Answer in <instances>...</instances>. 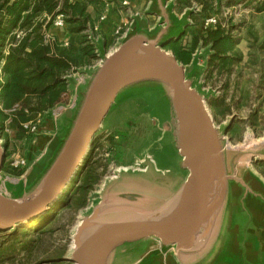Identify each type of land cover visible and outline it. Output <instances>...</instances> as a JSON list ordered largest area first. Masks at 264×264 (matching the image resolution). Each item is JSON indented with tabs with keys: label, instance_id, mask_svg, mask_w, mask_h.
I'll list each match as a JSON object with an SVG mask.
<instances>
[{
	"label": "rangeland",
	"instance_id": "obj_1",
	"mask_svg": "<svg viewBox=\"0 0 264 264\" xmlns=\"http://www.w3.org/2000/svg\"><path fill=\"white\" fill-rule=\"evenodd\" d=\"M167 1L172 4L173 13L177 15L172 17L173 24L177 28L172 30L171 37L164 42L165 50L168 43L178 40L189 29L198 34L205 17L196 0ZM213 1L216 3V0ZM225 1L222 0V2ZM58 10H61L60 7L56 8L53 15H50L51 20L59 13ZM118 11L122 12L121 8ZM104 12V6L89 8V14L95 22L98 20L96 18L98 14L100 16ZM114 12H116L115 7L108 9L107 21ZM123 12L126 14L125 11ZM145 13L142 10L139 11L138 17L146 16ZM208 14L215 15L219 24L228 30L230 36L237 42L235 52L227 55L229 59H233L232 65L221 67L216 64V69H209L207 61L211 52L208 47L200 44L193 54L191 65L185 66V74L204 97L205 105L220 133L227 174L232 177L229 181L228 206H235L239 195L241 205L244 206L247 197L257 196L259 195L257 191H264V45L262 46L264 16L251 15V11L242 5L228 7L223 4L217 7L216 11L208 12ZM178 16L180 19L175 20ZM42 18L43 15L39 20L41 21ZM116 18L118 20L110 24L111 30L116 25H120L123 17ZM44 22L45 19L42 22L43 25ZM49 24L50 27L45 26L44 30L50 32L53 38L54 31L61 29L52 28L51 23ZM65 24L62 30L72 35L69 33V25ZM13 33L14 31L5 44L4 56L8 54L10 45L14 46L27 34L22 39H15ZM198 37L200 39V36ZM12 38L16 42H12ZM114 39L115 37L112 39V36L110 39V35L108 40L102 37L97 44L99 52L106 53L117 47L121 40L117 43ZM66 48H69V45ZM166 51L172 53L169 50ZM95 62L96 56L87 63L88 65L69 71L66 76L65 90L67 91L69 85L73 83V78L90 76L93 70L87 67ZM1 66L2 63H0ZM63 101L62 99L61 103ZM168 103L164 89L155 83H144L122 91L104 119L102 128L95 136L81 167L57 202L43 215L42 218L52 217L53 221L37 248L28 256L24 254L19 256L18 252L15 253L12 249L10 253L18 255L17 259L4 264H50L49 262L53 259L58 261L67 258L71 252L72 236L81 220L89 216L98 206L109 205L103 204L104 200H109L111 195L128 189L131 180H144L141 186L145 191H152L149 193L162 203L168 200L186 176V172L180 169V158L175 151L172 134L163 129L164 124L171 123ZM56 107L53 109L55 110ZM20 109L15 106L3 112L12 114ZM53 109L40 113L39 126L52 116ZM37 115L31 120L21 122L20 126L34 121ZM72 120L73 117L68 122L64 133L59 136L54 152L51 153L49 150L28 177L26 176L28 168L41 157L40 150L35 151L33 147L39 131L35 134L28 133L21 126L22 133L19 128H11L9 121H4L3 126L0 125V141L5 148V164L7 163L1 173L2 183L8 191H12L13 197L26 196L33 190L40 175L55 156ZM59 123L60 128L63 127V119ZM15 154L27 160V167L23 170L9 171L7 158ZM43 164L44 168L39 173L38 170ZM124 170H128L127 173H124ZM89 171L96 179L83 189V178ZM117 172L121 173L117 174ZM5 176L8 177L7 180L4 179ZM162 203L156 201L150 204V208L154 209ZM226 212L227 209L221 221V230ZM4 236L0 235V244H4L3 248L11 245ZM154 244V241H146L136 246L125 245L116 251L111 264H131ZM58 253L62 254L59 258ZM156 253L158 252H153L151 256L161 254V252ZM162 253L173 258L177 264L171 249L163 250ZM166 264L170 262L167 261Z\"/></svg>",
	"mask_w": 264,
	"mask_h": 264
},
{
	"label": "water",
	"instance_id": "obj_2",
	"mask_svg": "<svg viewBox=\"0 0 264 264\" xmlns=\"http://www.w3.org/2000/svg\"><path fill=\"white\" fill-rule=\"evenodd\" d=\"M151 4L156 5L158 29L148 35L132 28L112 51L101 52V63L90 74L66 136L26 196L13 197L2 183L5 148L0 141V233L28 227L45 215L86 159L118 95L136 85L155 83L168 97L171 123L163 129L172 134L185 179L163 203L142 188L144 180H131L128 189L107 199L111 203L104 200L109 205L98 206L81 220L72 236L70 255L59 261L111 264L119 248L146 241L155 244L131 264L166 249L173 251L177 264H199L212 251L221 232L232 177L227 174L220 133L204 97L186 77L185 66L163 47L177 28L172 8L167 0H151ZM156 201L162 204L151 209Z\"/></svg>",
	"mask_w": 264,
	"mask_h": 264
},
{
	"label": "trees",
	"instance_id": "obj_3",
	"mask_svg": "<svg viewBox=\"0 0 264 264\" xmlns=\"http://www.w3.org/2000/svg\"><path fill=\"white\" fill-rule=\"evenodd\" d=\"M196 1L205 16L209 15L208 12L216 11L222 4L228 7L242 5L251 11V15L264 16V0H216V3L213 0ZM103 6L101 0H84L74 4H69L66 0H0L1 126L4 121H9L11 128L21 130V122L31 120L36 114L49 111L61 103L66 92L67 73L90 63L96 56L93 46L86 41L82 32L87 29L86 26L95 22L89 14V8ZM59 7L61 10L58 12L66 17L65 21L70 27L69 33L75 36L77 49L74 52L64 47L55 37L48 44L43 40V23L39 18L44 14L53 15ZM96 18H99V14ZM16 29L25 30L27 34L14 46L10 45L8 54L4 56L5 44ZM11 41L16 42L13 38ZM200 44L208 47L211 52L207 61L209 69H216V64L221 67L232 65L233 59H229L227 55L235 52L237 42L221 24L208 31H203L200 27L198 34L189 29L181 38L168 43L166 50L171 51L179 63L188 66ZM15 106L21 109L12 114L3 112ZM95 179L96 177L91 176V171L87 172L83 178V189ZM42 217L44 216L34 220L28 227L18 228L10 234L0 233L11 242L5 248L4 244H0V264L11 262L21 254L28 256L37 248L53 221L52 217ZM12 249L18 255L10 253ZM59 256L62 254L58 253V258ZM59 260L53 259L49 263L70 264Z\"/></svg>",
	"mask_w": 264,
	"mask_h": 264
},
{
	"label": "crops",
	"instance_id": "obj_4",
	"mask_svg": "<svg viewBox=\"0 0 264 264\" xmlns=\"http://www.w3.org/2000/svg\"><path fill=\"white\" fill-rule=\"evenodd\" d=\"M81 0L80 2H83ZM105 6L114 8L116 12L112 14L109 21L102 24V37L108 40L109 35L111 39V27L110 24H114L116 17H123L120 21L130 15L129 11L138 13L139 11L146 12V16L142 15L136 18L133 22V28L135 31L145 32L148 35H152L159 27V19L154 14L156 11V3L151 4V0H128L129 7H122L118 1L115 0H101ZM167 6L172 9V4L167 1ZM122 10L118 11V9ZM126 14H124V12ZM172 17H176L173 13ZM180 17L175 20H179ZM118 20V19H117ZM151 20V21H150ZM111 30V31H110ZM54 37L59 42L68 43L69 49L73 52L77 49L75 43V36L61 30L54 31ZM110 41V40H109ZM108 43V42H107ZM193 61V60H192ZM191 65V64H190ZM90 76L84 75L78 78H73V83L69 85L67 90L68 101L66 103H60L55 110L51 112V117L46 120L39 127V134L34 144V150H40L41 157L37 162H33L26 172V176H30L33 169L37 167L40 159L45 157L47 152H54V149L58 145L59 136L64 133L68 122L74 117L80 95L84 92ZM71 86V87H70ZM169 115V114H168ZM60 118V119H59ZM63 119V127L60 128L59 121ZM58 121V124H57ZM51 155V154H50ZM44 168V164L39 173ZM3 179V177H2ZM4 179H8L7 176ZM258 196H249L245 201V205H241V197L239 195L235 206H228L225 216V222L222 226L220 235L212 248V251L207 255L199 264H264V191H257ZM159 253V252H158ZM156 253V254H158ZM155 254V255H156ZM161 253L159 256L148 255L140 264H166L167 261L170 264H176L173 258Z\"/></svg>",
	"mask_w": 264,
	"mask_h": 264
},
{
	"label": "built area",
	"instance_id": "obj_5",
	"mask_svg": "<svg viewBox=\"0 0 264 264\" xmlns=\"http://www.w3.org/2000/svg\"><path fill=\"white\" fill-rule=\"evenodd\" d=\"M69 4H74V3H79L81 0H66ZM118 1L122 7L128 8L129 7V2L128 0H115ZM108 6H105V12L102 13L98 20L96 22H94L92 25H89L88 28L84 31V35L86 38V41L93 46L94 48V54L96 55V62L87 67L88 69H92L94 70L100 63H101V53L99 52V49L97 47V44L99 43V41L102 38V24L107 22L108 19ZM130 15L128 16V19H126V21H122L120 22V25H116L113 29H112V39L115 37V42H119L120 40H122L126 34L132 30L133 28V22L134 20L138 17V13L134 12V11H129ZM44 22L43 25V40L45 42V44H48L49 42H51L53 40L50 32H47L44 30L45 26L47 27L49 25V23H51L52 28L55 29H62L65 27V16L61 13H58L57 15H55L53 17V19L51 20L50 16L47 15H43V18L41 20V22ZM219 24L218 22V18L215 15H207L203 18L202 22H201V30L203 31H208L211 30L213 28H215L217 25ZM26 34L25 30L22 31H14L13 35H15V39H22ZM111 42V40L109 41ZM108 42V43H109ZM62 43V42H61ZM62 45L64 47H68L67 43H62ZM113 49H110L109 51H105L106 54H108L110 51H112ZM67 91L63 94L62 99L64 100L63 102H65L66 100H68V96H67ZM69 101V100H68ZM66 101V103L68 102ZM62 102V103H63ZM40 114L37 115V119H35L34 121H29L26 122L24 124H22V128L28 132V133H38L39 131V125H40ZM7 162H8V167L7 170L9 171H14V170H23L24 168L27 167V160L19 155H12L10 157L7 158ZM5 165H7V163H4V168ZM3 168V169H4Z\"/></svg>",
	"mask_w": 264,
	"mask_h": 264
}]
</instances>
